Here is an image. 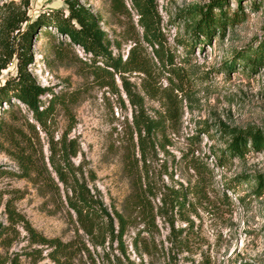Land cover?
I'll use <instances>...</instances> for the list:
<instances>
[{
    "label": "rangeland",
    "instance_id": "rangeland-1",
    "mask_svg": "<svg viewBox=\"0 0 264 264\" xmlns=\"http://www.w3.org/2000/svg\"><path fill=\"white\" fill-rule=\"evenodd\" d=\"M76 1L96 18L114 55L124 58L133 42L140 40L141 30L129 0ZM259 1L240 0L237 4L235 0H227L230 14L240 5L245 16L229 27L224 37L215 33L203 44L189 41L191 36L184 35L185 24L180 14L192 6L206 7L211 0H157L165 40L163 50L174 56L181 82L176 81L175 71L166 72L152 56L151 49L140 41L141 53L155 66L154 81L158 88L155 97H143L147 114L157 116L167 103L177 110L172 127L164 137L155 140L147 167L156 188H178L179 184H193L196 175L190 162H201L210 171L205 175L207 188L200 200L189 197L192 205L183 215H174L173 226L157 215L154 223L148 225L143 219L134 218L123 237L124 258L115 244L103 251L87 245L95 264H108L117 257L124 264H128L127 259L133 264H264V193L255 197L251 178L243 180L245 176L264 175V154L250 152L243 159H229L222 165L215 162L213 155L221 144V124L239 129L264 125V67L249 73L238 63L226 73L222 66L263 40L264 0ZM250 2L258 8H250ZM55 10L66 14L64 0H28L27 8L20 0H0V29L9 14H25L26 21L19 27L22 33L38 16ZM44 32L32 39V62L27 70L39 86L55 95H79L72 108L75 125L70 137L79 143L80 154L73 161L75 164L83 161L95 174L89 187L99 192L109 211L112 207L120 210L130 193L124 157L130 148L132 110L120 80L115 78L118 94L100 87L82 71L79 60L86 57L79 47L69 45L56 34L54 42H50ZM18 34L11 36L18 38ZM58 42L62 43L60 52L53 53L51 48ZM191 43L193 46L189 47ZM3 52L0 36V65L6 58ZM15 71L16 59L12 58L0 72V86ZM125 78L143 96L139 86L142 75L126 74ZM168 81H175L174 85ZM165 94L170 95L169 102L163 98ZM49 97L45 95L42 101ZM7 108L2 106L3 110ZM15 112L14 109L8 117L0 111V119L20 125L22 118ZM56 123L60 134L67 126L62 111H58ZM44 152L47 154L45 147ZM16 173L15 163L0 152V259L18 257L21 264H54L47 258L45 247L30 243L20 224H10L4 208L6 201L10 200L15 212L45 238L67 242L74 238L73 227L64 211L40 197L29 183L13 176ZM154 202L157 204L158 200ZM77 260L78 264H90L83 253Z\"/></svg>",
    "mask_w": 264,
    "mask_h": 264
},
{
    "label": "trees",
    "instance_id": "trees-1",
    "mask_svg": "<svg viewBox=\"0 0 264 264\" xmlns=\"http://www.w3.org/2000/svg\"><path fill=\"white\" fill-rule=\"evenodd\" d=\"M20 1L28 7V0ZM235 1L237 4L240 2ZM64 2L66 14L55 10L40 15L22 33H19V27L26 21L24 13L9 14L3 21L0 36L6 58L0 65V72L12 58L16 59V71L14 76L0 86V111L11 117V112L15 109L23 122L17 125L10 120L0 119V152L15 163L17 173L13 176L29 183L40 197L65 212L73 227L74 238L67 242L58 238H45L15 212L10 200L6 201L4 208L10 224H20L31 244L45 247L47 258L52 263L78 264L77 258L83 253L90 264H95L90 259L87 245L103 251L115 244L119 255L124 258L123 237L131 221L141 218L147 225L153 224L157 215L166 218L170 226H173L174 215H183L192 205L189 197L193 200L204 197L207 188L205 175L210 174V171L207 165L191 161L190 169L196 175L193 184H179L178 188L162 186L158 189L147 167L148 159L155 149V140L157 137H164L168 128L172 127L177 110L175 105L167 103L157 116L152 118L147 114L143 97H155L158 88L154 81L155 66H151L141 53L140 41L151 49L156 62L166 72L175 71L176 81L181 82V73L174 67V56L163 50L165 40L157 0H129L141 35L140 40L133 42L134 46L124 58L112 53L106 33L87 8L76 0ZM259 2L262 3L261 0ZM250 3V8H258L254 2ZM181 15L185 24L184 35L191 36L189 41H202L203 44H207L215 33L218 37H224L225 31L241 22L245 16L240 5L230 14L227 0H211L206 7L192 6ZM42 31H45L44 36L50 42H54L56 34L66 39L69 45L79 47L86 57L84 61L79 60L82 71L100 87L118 94L115 78L120 80L132 109L129 123L130 150L126 151L127 156L124 157V172L129 179L130 193L120 210L112 207L109 211L99 192L89 187L95 181V174L83 161L78 164L73 161L80 154L79 143L70 137L75 125L72 108L79 95H55L48 88L39 86L27 70L32 62V39ZM13 33H19L18 38L12 37ZM61 44L58 42L56 46H52V52L59 53ZM192 46L191 43L189 47ZM238 63L249 73L258 67H264V35L257 47L247 48L233 60L224 62V72L228 73ZM132 73L142 75L139 86L143 96L136 93L125 78L126 74ZM168 82L171 85L175 81ZM45 95L50 97L43 102ZM163 98L166 102L170 101L169 94H165ZM3 105L8 106L7 110L2 109ZM58 111H62L67 119V126L60 134H57L56 126ZM219 134L221 144L213 154L219 165L229 159H243L250 152L264 154V125L239 129L221 124ZM250 178L254 185L252 194L260 197L264 193V175H255L253 178L245 176L243 180L248 181ZM222 197L224 201H228L226 196ZM156 200L157 204L154 202ZM29 255L27 256L30 257ZM121 257L109 260L108 264H124ZM126 261L133 264L128 259ZM0 264L21 262L18 257H7L1 258Z\"/></svg>",
    "mask_w": 264,
    "mask_h": 264
}]
</instances>
